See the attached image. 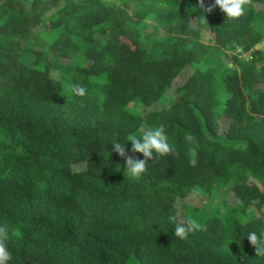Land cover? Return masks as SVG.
<instances>
[{
  "label": "trees",
  "instance_id": "obj_1",
  "mask_svg": "<svg viewBox=\"0 0 264 264\" xmlns=\"http://www.w3.org/2000/svg\"><path fill=\"white\" fill-rule=\"evenodd\" d=\"M213 3L0 0L9 264H264L245 237L264 231V0H247L235 20L206 11ZM186 67L193 74L169 107L127 110L160 102ZM222 118L230 125L219 134ZM142 126L163 127L173 151L133 180L111 143ZM198 190L238 205L214 225L180 221L173 204ZM176 223L195 227L180 239Z\"/></svg>",
  "mask_w": 264,
  "mask_h": 264
},
{
  "label": "clouds",
  "instance_id": "obj_2",
  "mask_svg": "<svg viewBox=\"0 0 264 264\" xmlns=\"http://www.w3.org/2000/svg\"><path fill=\"white\" fill-rule=\"evenodd\" d=\"M204 0H201L203 7ZM247 0H214L211 7L206 11L211 12L213 8H218L223 17L235 20L245 14V5ZM71 91L74 95L83 97L86 94V89L83 86L72 85ZM191 139V137H189ZM131 145L133 153L143 154L144 159H136L127 155V145ZM112 149L121 157L125 158L126 167L124 169V176L127 175L133 180H138L147 170V161L154 160L159 157H166L172 153L173 147L169 143V138L165 133L163 127H151L146 130L141 128V132L136 133L130 137L126 143L114 139L111 143ZM194 165L195 160L191 161ZM195 225L188 223L174 224V235L176 238L185 239L188 234L193 230ZM8 229L6 226H0V264H9L12 260V254L8 249L7 244L4 242L8 238ZM245 237L250 245L255 249L257 257L264 258V231H250ZM244 237V238H245Z\"/></svg>",
  "mask_w": 264,
  "mask_h": 264
},
{
  "label": "rangeland",
  "instance_id": "obj_3",
  "mask_svg": "<svg viewBox=\"0 0 264 264\" xmlns=\"http://www.w3.org/2000/svg\"><path fill=\"white\" fill-rule=\"evenodd\" d=\"M261 9L262 7H257ZM195 22L193 26L195 27ZM206 40L211 39L208 33H204ZM264 46V44H263ZM62 63H68L67 60H61ZM193 67H186L180 71L178 76L174 79L171 87L166 94L162 97L160 102L151 106H145L139 101H135L127 106V110L131 113L145 116L148 112L160 110L165 107H169L177 98L176 89L184 84V82L193 74ZM54 77H57L56 72H52ZM258 88V86H257ZM230 125V120L222 118L220 121L219 134H224ZM74 171H82L85 169L84 165H76L73 167ZM214 199L209 201L208 196L202 193V190H198L187 198H179L173 204L177 212V217L180 221H184L185 218L193 220L199 225H214L218 220H226V214L230 207H236L238 205V199L232 193H224L222 191L215 193ZM130 264H142L135 257H131Z\"/></svg>",
  "mask_w": 264,
  "mask_h": 264
}]
</instances>
